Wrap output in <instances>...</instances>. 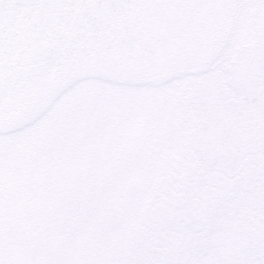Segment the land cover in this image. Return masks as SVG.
I'll return each instance as SVG.
<instances>
[{"label":"rangeland","instance_id":"rangeland-1","mask_svg":"<svg viewBox=\"0 0 264 264\" xmlns=\"http://www.w3.org/2000/svg\"><path fill=\"white\" fill-rule=\"evenodd\" d=\"M188 7L198 45L264 59V0ZM107 62L36 73L0 109V264L192 263L165 224L188 150L182 106L157 75L168 70L128 75Z\"/></svg>","mask_w":264,"mask_h":264},{"label":"flooded vegetation","instance_id":"flooded-vegetation-1","mask_svg":"<svg viewBox=\"0 0 264 264\" xmlns=\"http://www.w3.org/2000/svg\"><path fill=\"white\" fill-rule=\"evenodd\" d=\"M81 3L100 21L97 31L85 27L87 54L59 66L18 63L23 49L14 47L0 58V109L10 106V95L19 100L34 74L67 63L99 58L140 76L166 67L167 74H156L182 106L188 150L170 178L165 224L187 245L185 259L194 254L191 264L215 233L231 244L232 264H264V111L253 98L256 81L264 82V59L251 52L224 58L218 39L198 45L188 0H0V28L5 9L36 19L40 29Z\"/></svg>","mask_w":264,"mask_h":264},{"label":"water","instance_id":"water-1","mask_svg":"<svg viewBox=\"0 0 264 264\" xmlns=\"http://www.w3.org/2000/svg\"><path fill=\"white\" fill-rule=\"evenodd\" d=\"M8 10L4 11L3 26L0 28V58L11 53L15 46L25 47L18 54L20 62L48 60L59 64L68 56H84L88 52L85 47V27L88 26L97 31L100 22L92 9L81 3L72 11L63 13L54 24L48 22L45 33V30L40 31L38 28L36 19H29L23 16L22 12L13 15ZM61 30L62 35H60ZM28 56L32 59H26ZM253 97L256 102L264 100V82L256 81V92ZM262 108L264 111V103ZM201 144L202 140L196 147L198 153H200ZM213 237L215 239L212 237L209 239L207 253L199 255L193 264H232L231 244L223 243L225 238L219 237L218 234Z\"/></svg>","mask_w":264,"mask_h":264}]
</instances>
